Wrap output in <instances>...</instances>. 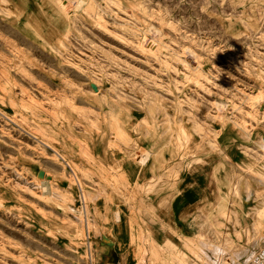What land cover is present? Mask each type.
Returning <instances> with one entry per match:
<instances>
[{
	"label": "rangeland",
	"instance_id": "1",
	"mask_svg": "<svg viewBox=\"0 0 264 264\" xmlns=\"http://www.w3.org/2000/svg\"><path fill=\"white\" fill-rule=\"evenodd\" d=\"M141 129L184 158L203 138L229 176L211 234L168 253L143 237L130 264H246L264 244V0H0V264H100L80 160Z\"/></svg>",
	"mask_w": 264,
	"mask_h": 264
},
{
	"label": "crops",
	"instance_id": "2",
	"mask_svg": "<svg viewBox=\"0 0 264 264\" xmlns=\"http://www.w3.org/2000/svg\"><path fill=\"white\" fill-rule=\"evenodd\" d=\"M198 124L203 125V121ZM138 137V147L111 148L107 139L96 140L90 150L97 162L80 160L94 173L96 202L92 216L98 226L94 244L100 264L140 261L143 237L168 253L171 243L182 245L186 237L209 234L219 223L214 206L225 187L218 175L227 178L229 169L212 167L210 161L220 155L210 160L203 138L193 141L184 158L183 152L176 153L175 146L163 143L160 137L148 141L143 129ZM245 159L235 145L227 168H235ZM106 177L119 183L110 184ZM232 236L229 238L235 244H241L235 232Z\"/></svg>",
	"mask_w": 264,
	"mask_h": 264
},
{
	"label": "built area",
	"instance_id": "3",
	"mask_svg": "<svg viewBox=\"0 0 264 264\" xmlns=\"http://www.w3.org/2000/svg\"><path fill=\"white\" fill-rule=\"evenodd\" d=\"M79 190V201L80 206L82 209V212L85 215V247H86V254L89 258V261L93 262V256H94V249H93V240L91 236V230L88 226V214H87V201H86V194L84 187L79 183L78 186ZM246 264H264V245L256 248L248 258V261Z\"/></svg>",
	"mask_w": 264,
	"mask_h": 264
},
{
	"label": "bare ground",
	"instance_id": "4",
	"mask_svg": "<svg viewBox=\"0 0 264 264\" xmlns=\"http://www.w3.org/2000/svg\"><path fill=\"white\" fill-rule=\"evenodd\" d=\"M82 2V1H81ZM258 214L262 217H264V205L258 209Z\"/></svg>",
	"mask_w": 264,
	"mask_h": 264
}]
</instances>
